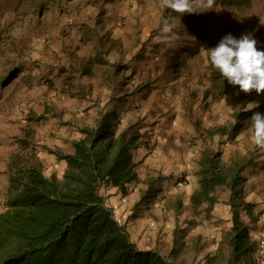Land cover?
I'll list each match as a JSON object with an SVG mask.
<instances>
[{"label":"rangeland","instance_id":"rangeland-1","mask_svg":"<svg viewBox=\"0 0 264 264\" xmlns=\"http://www.w3.org/2000/svg\"><path fill=\"white\" fill-rule=\"evenodd\" d=\"M190 4V11L176 13L161 0H0V47H5L0 49L6 52L0 50V91L11 84L5 100L11 98L18 109L17 98L31 94L26 80L17 78L23 67L37 71L48 97L44 114L20 111L24 122L16 151L34 153L47 177L61 179L66 164L53 166L47 158L45 164L34 149L56 139L53 126L74 123L76 141L83 127L116 111L120 131L135 125L143 137L135 151L139 181L129 185L126 196L114 188L103 191L116 219L127 224L143 250L169 255L179 227L178 264H227L230 189L216 190L219 201L211 211L207 204L191 206L200 161L221 150L225 167L235 161L245 167L243 197L256 207V222L241 211L255 243L245 263L264 264V148L251 142L248 131L234 141L210 135L232 126L239 106L233 90L215 100L219 91L200 50L216 47L229 34L236 39L251 34L264 51V0ZM8 72L14 73L7 77Z\"/></svg>","mask_w":264,"mask_h":264},{"label":"trees","instance_id":"trees-1","mask_svg":"<svg viewBox=\"0 0 264 264\" xmlns=\"http://www.w3.org/2000/svg\"><path fill=\"white\" fill-rule=\"evenodd\" d=\"M193 20L191 25L197 22ZM196 26L194 32L199 35L201 25ZM211 73L213 88L219 91L215 100L233 90L239 110L232 126L217 128L210 135L234 141L250 128L255 112L264 114V94L241 92L212 66ZM250 102H257L259 107L245 111ZM116 116V111L102 113L94 126L81 129L83 137L73 142V155H57L66 162L61 179L47 177L34 153L13 156L6 209L0 214V264H178L174 258L180 254L183 231L179 227L174 230L169 255L143 250L132 241L127 224L116 219L114 208L103 194L114 188L126 196L129 185L139 181L135 151L143 137L135 125L120 131ZM222 159L221 150L203 156L199 189L191 197V206L197 209L207 204V211H211L219 201L216 190L230 189L233 226L227 264H256L252 260L245 263L255 243L241 211H246L252 222L257 221L255 205L243 197L245 167L235 161L227 168ZM147 200L149 197L142 198L143 202Z\"/></svg>","mask_w":264,"mask_h":264},{"label":"crops","instance_id":"crops-1","mask_svg":"<svg viewBox=\"0 0 264 264\" xmlns=\"http://www.w3.org/2000/svg\"><path fill=\"white\" fill-rule=\"evenodd\" d=\"M5 48V47H0ZM3 54L6 55V52L3 49H0ZM19 72L18 79L20 77L24 78L27 83V87L31 94L24 95L22 98H17L18 109L14 110L11 98L10 100L6 93L9 91L8 88L10 85H4L3 89L0 91L1 97L0 102H4V107L2 110V115H0V214H2L6 209V203L8 200V188H9V180H10V171L9 166L11 159L13 156L18 154L16 148L18 146V140L21 136V130L23 128L22 121V113L20 112L23 108H29L31 112H37L39 115L44 114L45 110H47L46 97V86L45 82L40 80L39 77L36 78V70L32 71V73L27 72L23 67L19 68L17 71ZM14 72H8L7 77H11ZM6 77V78H7ZM35 78V79H34ZM8 101H10L8 105ZM33 110V111H32ZM53 124V123H52ZM75 124L72 122H65L62 125H58L57 127L53 126L52 132L56 134V139L53 141L47 140L45 142V146L43 148H35V153L39 155V159L41 162H45L47 158L50 162L48 164H52L53 166L56 163H63L65 166L66 162L64 160H59L58 154L63 155H73L74 147H73V131ZM214 137V136H213ZM13 145V146H12ZM48 145V147H46ZM12 146V147H11ZM38 150V152H37ZM30 152V151H29ZM31 154V152H30ZM46 164V162H45ZM54 174H51L52 176ZM49 176V177H50Z\"/></svg>","mask_w":264,"mask_h":264},{"label":"clouds","instance_id":"clouds-1","mask_svg":"<svg viewBox=\"0 0 264 264\" xmlns=\"http://www.w3.org/2000/svg\"><path fill=\"white\" fill-rule=\"evenodd\" d=\"M161 4L176 13H184L191 9L190 0H161ZM261 24H264V20ZM164 30H170L167 21ZM200 50L201 53H206L210 65L229 84L238 86L245 94L252 91L258 95L264 94V51L258 50L257 41L251 34H245L240 39L229 34L216 47L210 49L202 47ZM258 107L257 102H250L244 110L252 111ZM250 120L251 126L247 129L250 140L264 148V114L255 112Z\"/></svg>","mask_w":264,"mask_h":264}]
</instances>
